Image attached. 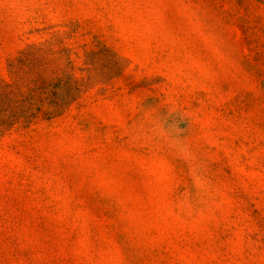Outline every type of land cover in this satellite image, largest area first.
I'll return each mask as SVG.
<instances>
[{
    "label": "rangeland",
    "instance_id": "obj_1",
    "mask_svg": "<svg viewBox=\"0 0 264 264\" xmlns=\"http://www.w3.org/2000/svg\"><path fill=\"white\" fill-rule=\"evenodd\" d=\"M10 116L0 264H264V0H0Z\"/></svg>",
    "mask_w": 264,
    "mask_h": 264
},
{
    "label": "trees",
    "instance_id": "obj_2",
    "mask_svg": "<svg viewBox=\"0 0 264 264\" xmlns=\"http://www.w3.org/2000/svg\"><path fill=\"white\" fill-rule=\"evenodd\" d=\"M60 101H62V99H60ZM66 100H64L63 102H65ZM27 117L31 118L33 117L32 115H28ZM17 121L15 116H10L9 118H0V127L3 131L4 129H6L7 127L12 126L15 122Z\"/></svg>",
    "mask_w": 264,
    "mask_h": 264
}]
</instances>
